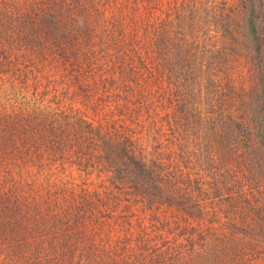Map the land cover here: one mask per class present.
Listing matches in <instances>:
<instances>
[{"label": "trees", "instance_id": "obj_1", "mask_svg": "<svg viewBox=\"0 0 264 264\" xmlns=\"http://www.w3.org/2000/svg\"><path fill=\"white\" fill-rule=\"evenodd\" d=\"M262 201L264 0H0V264H122L161 208L205 242L141 264H237Z\"/></svg>", "mask_w": 264, "mask_h": 264}, {"label": "rangeland", "instance_id": "obj_2", "mask_svg": "<svg viewBox=\"0 0 264 264\" xmlns=\"http://www.w3.org/2000/svg\"><path fill=\"white\" fill-rule=\"evenodd\" d=\"M93 113V112H92ZM94 114V113H93ZM102 115V112H95V118L100 117ZM140 134V138H143L145 135L142 133V131L138 132ZM152 135V134H151ZM146 136L144 139L141 141L144 145V150H152V146L156 145L157 142H160L162 144L160 148L166 152L170 153L172 150L168 147L167 149L163 145L162 138L163 137H158L156 140L154 139V135L152 136ZM168 135V134H166ZM165 135V136H166ZM191 155L188 156V165L185 167V172H188L190 178H201V179H209L210 174H207V167L206 169H200L201 164L198 162L196 159V154L202 155L200 152H197L196 150L193 151ZM201 160V158H200ZM220 164V162H219ZM203 166V165H202ZM205 167V166H204ZM217 171L220 172L217 167L214 169L209 170V172L214 173L215 175L217 174ZM194 196H198L196 191L193 192ZM264 203V201H262ZM172 211L169 209L165 210L164 208H161L160 210L156 211L154 215L160 220L159 223L153 222L158 224L159 226L161 222L166 224V227L168 228H163L162 233L158 232L153 234H150V240L146 242L148 246V251H143L142 248L139 247H134L131 244L124 243L122 241V247H118L117 249V255L122 254L121 256H124L123 260H121V257L118 256L121 260L122 264H130L129 260H135L136 258V263L141 264V261L145 258L146 254L149 253L152 254V249L157 250L158 252L161 250L162 252L164 251L166 253V256H173V255H186L188 252V249H196L198 246H200V243L203 244L205 240L198 239L197 235V229H195L196 233L192 234V232H189L186 230V233H181L182 228L181 226H176L174 225V219L171 216ZM134 216H132L131 221L134 222H140L142 225H150V222L148 220V212L144 213L141 211L140 208L135 211ZM213 226V225H212ZM134 227V237L138 234V228H137V223L133 225ZM192 227H197L196 223H192L190 225V229ZM105 230L106 226H103L102 229H99V237L103 236L105 239ZM192 230H194L192 228ZM248 230H250L249 233H242L240 236L237 234V237H234V239L230 242L231 245L236 246L235 248L231 249V252L236 254V255H241V258L239 260H242L241 262L237 264H264V218L258 222L252 221L249 226ZM166 232L165 234L163 232ZM194 232V231H193ZM99 237L96 239V242L99 244ZM237 238V239H236ZM201 241V242H200ZM255 243V244H254ZM102 244V242H100ZM104 244V243H103ZM102 244V245H103ZM188 244H192V246H188ZM250 244V246H249ZM252 244L254 247H252ZM139 245H143L142 242L139 243ZM137 248V249H135ZM107 250H109L111 253V249L108 247ZM132 253V254H131ZM135 254L137 255L135 257ZM2 255H0V259L2 258ZM233 255V256H236ZM127 256V257H126ZM147 258V256H146ZM14 264H20V261H15Z\"/></svg>", "mask_w": 264, "mask_h": 264}]
</instances>
